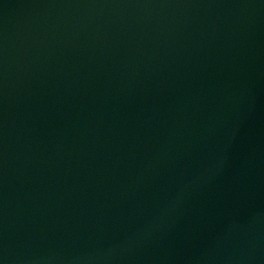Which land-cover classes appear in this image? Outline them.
Wrapping results in <instances>:
<instances>
[{
	"label": "water",
	"instance_id": "obj_1",
	"mask_svg": "<svg viewBox=\"0 0 264 264\" xmlns=\"http://www.w3.org/2000/svg\"><path fill=\"white\" fill-rule=\"evenodd\" d=\"M0 264H264V0H0Z\"/></svg>",
	"mask_w": 264,
	"mask_h": 264
}]
</instances>
